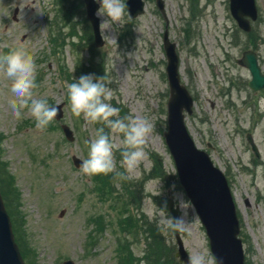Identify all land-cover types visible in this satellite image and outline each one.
<instances>
[{"label": "rangeland", "instance_id": "rangeland-1", "mask_svg": "<svg viewBox=\"0 0 264 264\" xmlns=\"http://www.w3.org/2000/svg\"><path fill=\"white\" fill-rule=\"evenodd\" d=\"M78 1L0 0V58L23 50L36 63L34 98H46L49 105L64 102L63 118L38 129L27 109L22 119L12 117L7 110L13 102L10 90L0 78V177L16 193L12 192L16 199L11 203L21 219L15 236L19 246L24 241L33 264H61L65 259L75 264H122L127 252L139 259L144 249V233L139 229L134 236L127 227L128 217L142 222L146 215L158 226L156 209L170 196L179 195L191 205L163 137L168 84L162 33L167 23L180 74L194 98V112L186 116V125L196 145L210 154L228 179L246 262L264 264V90L252 92L247 86L248 70L235 63L248 44L243 34L235 41L237 26L228 0H194L199 11L195 17L190 0H163L165 19L155 0H145L142 14L131 18L126 9L121 22L100 28L101 33L116 35V41L102 35L101 47L93 45L85 8L77 7ZM255 1L259 16L254 28L261 40L258 44L256 39L257 52L264 69V0ZM68 10L73 16L66 23L60 15ZM187 27L192 30L189 38ZM91 44L95 49L90 50ZM92 55L102 61L111 81L110 102L120 109L118 117H147L154 125L144 146L145 158L127 174L133 189H126V181L117 175L119 170L124 172L116 153L123 147L122 134L101 124L111 137L116 160L113 190L104 195L95 189L92 177L71 161L73 154L87 157V142L100 128V123L75 117L68 100L67 86L73 76H80L77 63H86ZM61 122L73 129V142L65 139ZM247 132L257 144L259 157L246 140ZM155 170L162 175L151 174ZM127 190L139 197L138 209ZM99 222H104V228ZM178 232L189 257L199 253L213 257L195 211L185 230ZM163 233L175 252V231Z\"/></svg>", "mask_w": 264, "mask_h": 264}, {"label": "water", "instance_id": "water-1", "mask_svg": "<svg viewBox=\"0 0 264 264\" xmlns=\"http://www.w3.org/2000/svg\"><path fill=\"white\" fill-rule=\"evenodd\" d=\"M230 11L240 28L250 30V18L255 20L257 8L254 0H229ZM87 18L89 19L94 39L97 45L103 43L99 29V18L95 15L98 5L93 0H84ZM158 7L163 10V1L156 0ZM126 5L131 17L143 12L142 0H127ZM164 49L167 56L166 72L170 87L168 99V129L164 132L166 142L174 157L178 177L186 195L193 204L206 235L209 238L211 251L220 264H247L242 249V242L237 238L239 233L238 219L231 196L230 188L222 171L213 166L208 154L199 150L193 143L184 125L183 108L191 113L192 98L184 85L180 83L178 75V55L175 43L170 42L167 29L163 33ZM246 58V61H245ZM241 63L246 64L251 73L252 80L249 85L258 89L264 86V76L260 73L253 52H247ZM57 117H60L59 106ZM69 139H73L72 132L63 126ZM252 148L258 154L255 144ZM77 166L81 160L73 157ZM169 199V210L172 216L179 215L177 208ZM177 250L175 256L180 262L188 264L189 256L184 248L183 241L177 231L175 233ZM0 264H24L18 245L14 240L9 215L0 194ZM63 264H74L66 260Z\"/></svg>", "mask_w": 264, "mask_h": 264}, {"label": "clouds", "instance_id": "clouds-1", "mask_svg": "<svg viewBox=\"0 0 264 264\" xmlns=\"http://www.w3.org/2000/svg\"><path fill=\"white\" fill-rule=\"evenodd\" d=\"M93 2L98 5L95 15L102 18L100 28L107 29L118 24L126 15V0ZM100 35L116 41V35L109 36L106 31L100 32ZM117 54L120 55L118 52ZM0 78L7 83L10 90L9 96L13 102L7 106V110L12 117L16 120L22 119L23 110L27 109L36 128L41 130L47 128L56 117L58 108L50 106L46 98H34V89L37 88L35 61L23 50L17 49L7 58H0ZM110 83L105 75L97 77L89 73L78 78L73 76L72 82L67 86L69 106L75 117L82 116L91 124L100 123L122 134L120 166L124 172L117 175L122 179H128L127 174L135 170L146 156L144 146L147 137L153 132L154 125L147 117L129 120L118 117L120 109L110 102L113 95ZM261 104L264 107V101H261ZM87 143V157L80 165L82 173L88 176L113 173L116 169L114 146L105 128H98L95 138ZM173 201V206L180 213L177 216L170 215L167 203L156 209V221L160 230L165 233L185 230L188 217L195 211L194 206L181 199L179 195L174 194ZM188 264H220V261L208 254L199 253L191 256Z\"/></svg>", "mask_w": 264, "mask_h": 264}, {"label": "trees", "instance_id": "trees-1", "mask_svg": "<svg viewBox=\"0 0 264 264\" xmlns=\"http://www.w3.org/2000/svg\"><path fill=\"white\" fill-rule=\"evenodd\" d=\"M80 6L81 3H78L77 7ZM186 32L187 35H189V29H187ZM151 174H154V176L157 177L158 176L160 177V175H162L160 170L158 171L155 170L151 172ZM142 182H144L143 179ZM111 186L112 185L110 180L104 178L98 189L102 193H106L112 190ZM2 191H3V195L6 196V197L4 196L6 203L8 202V204H10L11 200L9 197L16 198L14 194H12V192L14 191H9L8 187H6L5 181H2ZM127 191H128L127 194L130 200L132 201V203L138 205L140 202L139 197L134 193V191L131 190H127ZM128 218H129V222L127 226L128 229L130 230V232L136 233L135 235H137L138 230L141 229L142 232L144 233L145 244H144L143 253L141 255L142 257L136 259L137 261L136 262L132 252L129 251L126 253L128 256L125 258V264H180L174 256L175 246L172 245L170 242H166L168 241L166 236L157 225H153L150 222V220L145 216H143L142 222L138 221L139 218L138 219H133L132 217H128ZM23 254L24 256L27 257L28 251L26 249H23Z\"/></svg>", "mask_w": 264, "mask_h": 264}]
</instances>
